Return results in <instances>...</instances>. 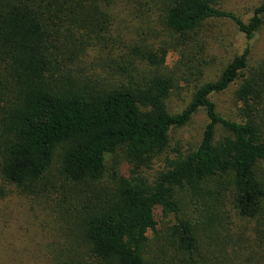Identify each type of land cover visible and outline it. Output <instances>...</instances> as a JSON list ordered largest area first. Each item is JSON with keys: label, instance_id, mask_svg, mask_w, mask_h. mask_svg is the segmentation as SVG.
Wrapping results in <instances>:
<instances>
[{"label": "trees", "instance_id": "trees-1", "mask_svg": "<svg viewBox=\"0 0 264 264\" xmlns=\"http://www.w3.org/2000/svg\"><path fill=\"white\" fill-rule=\"evenodd\" d=\"M223 1L0 0V235L22 236L1 264H264V0L246 21ZM221 19L246 47L172 114L168 53L203 77ZM232 85L226 118L211 97Z\"/></svg>", "mask_w": 264, "mask_h": 264}, {"label": "rangeland", "instance_id": "rangeland-1", "mask_svg": "<svg viewBox=\"0 0 264 264\" xmlns=\"http://www.w3.org/2000/svg\"><path fill=\"white\" fill-rule=\"evenodd\" d=\"M260 2L261 0H224L220 5V8L223 11L246 21L252 15L253 10L260 4ZM250 45L251 50L249 55V64L253 66L263 55L264 27L255 35V38ZM245 47V37L237 32L234 24L229 20L221 19L209 22L205 30L202 49L199 51L198 55L200 62L207 64L203 77L196 79L194 76L196 71H192L194 73L193 76H188L190 70H186L183 66L181 67L179 65V54L176 52H169L166 57V66L173 69L176 66L180 67L178 87L171 93L168 99L167 104L169 111L172 114L180 113L190 101L191 94L195 87L203 82L213 80L218 71L234 56L240 55ZM235 89L236 85H232L225 92L211 97L217 111L226 118H233V113L235 111L233 93ZM205 124L206 116L203 111H199L193 117L188 127L174 133V142L172 145H195ZM119 159L120 158L116 159V161ZM119 166L122 167V164ZM160 167V162H155L150 172L154 173L158 171ZM19 200L20 199L14 197L8 202V204L11 202L12 207L17 208L20 205ZM3 207L4 203H0V209ZM21 208L28 214V207L25 203H22V205L17 209ZM31 218L33 219V216H31ZM169 220L170 219L163 220L162 222L158 221V224L161 226ZM1 232L2 230L0 227V234ZM5 233L7 235H0V261H6L5 256L16 250L14 249L13 244L19 243L22 240V236L14 237L11 235L10 231L9 233H7V231Z\"/></svg>", "mask_w": 264, "mask_h": 264}]
</instances>
